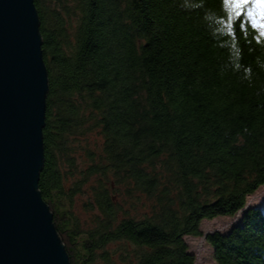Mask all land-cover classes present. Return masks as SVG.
I'll list each match as a JSON object with an SVG mask.
<instances>
[{"label":"trees","instance_id":"16d2710c","mask_svg":"<svg viewBox=\"0 0 264 264\" xmlns=\"http://www.w3.org/2000/svg\"><path fill=\"white\" fill-rule=\"evenodd\" d=\"M34 1L49 83L39 189L70 263L195 264L197 236L216 264H264V209H245L264 186V38L243 20L229 32L222 0ZM90 180L98 214L82 231L70 204Z\"/></svg>","mask_w":264,"mask_h":264},{"label":"water","instance_id":"95a60500","mask_svg":"<svg viewBox=\"0 0 264 264\" xmlns=\"http://www.w3.org/2000/svg\"><path fill=\"white\" fill-rule=\"evenodd\" d=\"M34 0H0V264H71L39 189L48 72Z\"/></svg>","mask_w":264,"mask_h":264},{"label":"rangeland","instance_id":"374dc122","mask_svg":"<svg viewBox=\"0 0 264 264\" xmlns=\"http://www.w3.org/2000/svg\"><path fill=\"white\" fill-rule=\"evenodd\" d=\"M92 138L94 140H97V135L96 138ZM93 139L90 141V143H93ZM80 141L86 143L83 139H81ZM85 161L83 156H80V159L78 160L80 167L83 166V163ZM67 183L68 185L72 183V178L69 179ZM92 187L93 180H90L89 182H87V184L84 185V191L74 195L73 203L70 204L72 214L77 219L80 229L82 231L89 230L95 224L94 219L95 216L98 214L97 209L92 210L88 209L85 206V203L89 200L90 195L92 194ZM254 206L261 207L262 209H264V186L260 187L254 194L248 197L245 209ZM241 215L242 211L232 217H218L211 220H205L202 223V229L206 233L214 231H228L233 225L237 224L240 221ZM186 240L189 243L191 250L196 255L195 264H216L212 257L213 249L204 237L187 236ZM120 246L121 243L119 242H111L108 244L107 250L116 254Z\"/></svg>","mask_w":264,"mask_h":264},{"label":"snow or ice","instance_id":"6c2138e0","mask_svg":"<svg viewBox=\"0 0 264 264\" xmlns=\"http://www.w3.org/2000/svg\"><path fill=\"white\" fill-rule=\"evenodd\" d=\"M222 3L229 32L234 31L237 21L243 20L256 30L260 38H264V0H222Z\"/></svg>","mask_w":264,"mask_h":264}]
</instances>
